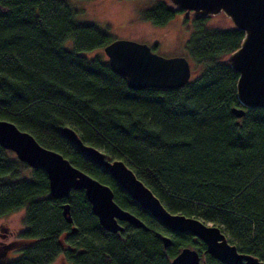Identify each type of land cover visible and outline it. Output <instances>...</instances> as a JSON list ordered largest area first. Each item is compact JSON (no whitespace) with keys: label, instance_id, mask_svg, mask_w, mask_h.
<instances>
[{"label":"trees","instance_id":"trees-1","mask_svg":"<svg viewBox=\"0 0 264 264\" xmlns=\"http://www.w3.org/2000/svg\"><path fill=\"white\" fill-rule=\"evenodd\" d=\"M178 13L185 14L156 0L139 17L165 26ZM76 14L66 0H0V120L110 186L149 230L124 224L123 233L105 231L82 190L52 198L46 172L31 168L24 177L28 166L0 146V218L23 211L25 226L18 239L0 244V264H170L183 248L198 247L191 234L170 232L123 194L64 138L63 126L109 159H123L167 210L214 223L239 252L264 261V109L232 114L241 107L239 75L226 63L244 33L192 18L186 49L200 74L179 89L133 90L108 58L82 55L114 39ZM65 202L72 224L62 215ZM164 235L172 239L168 248ZM198 248L208 264H222L203 243Z\"/></svg>","mask_w":264,"mask_h":264},{"label":"water","instance_id":"water-1","mask_svg":"<svg viewBox=\"0 0 264 264\" xmlns=\"http://www.w3.org/2000/svg\"><path fill=\"white\" fill-rule=\"evenodd\" d=\"M168 3L170 7L193 18L222 13L234 28L244 33L240 47L226 58V63L239 75L236 93L241 107H233L231 112L240 119L249 109H264V0H168ZM104 52L112 70L123 76L133 90L179 89L191 79L192 69L187 58L163 57L147 44L113 40L104 47ZM59 130L83 156L110 174L140 208L170 232L191 234L205 245L207 254L222 264H264L254 255L239 252L220 227L167 210L124 160L107 158L100 149L85 144L69 126ZM0 146L13 152L28 167L44 170L52 198L66 200L72 191L82 190L92 213L105 231L123 233L124 224L149 230L139 217L114 200L109 186L75 167L62 154L42 146L30 133L20 130L10 121L0 120ZM61 208L66 223L72 224L70 204L65 202ZM162 243L165 248L170 247L171 237L162 236ZM170 264L208 263L201 259L196 249L185 247Z\"/></svg>","mask_w":264,"mask_h":264},{"label":"rangeland","instance_id":"rangeland-1","mask_svg":"<svg viewBox=\"0 0 264 264\" xmlns=\"http://www.w3.org/2000/svg\"><path fill=\"white\" fill-rule=\"evenodd\" d=\"M76 11V18L82 23H94L101 29L108 32L114 40H131L138 43L149 45L152 49L155 44L157 48L153 51L166 58L185 57L191 61L186 43L194 26L192 15L189 21H185L186 14L178 13L165 26H155L139 17L141 10L152 6L156 0H66ZM207 26L221 30L233 27L231 21L222 13L217 16L207 17ZM67 47L72 48V43ZM82 55L88 59L97 56L107 58L104 49H96L84 52ZM192 64V63H191ZM191 79L200 73L192 65ZM13 153V152H12ZM14 154V153H13ZM15 155V154H14ZM123 160V159H122ZM32 169L26 168L23 172L24 177H31ZM24 212L19 211L0 218V243L9 244L19 238L20 233L25 229L23 224ZM207 225H215L200 219ZM198 247L201 242L193 237ZM198 247H191L200 251ZM15 253H8L7 258H15ZM3 258V257H2ZM53 264H63L61 258H57Z\"/></svg>","mask_w":264,"mask_h":264},{"label":"flooded vegetation","instance_id":"flooded-vegetation-1","mask_svg":"<svg viewBox=\"0 0 264 264\" xmlns=\"http://www.w3.org/2000/svg\"><path fill=\"white\" fill-rule=\"evenodd\" d=\"M108 158V157H107ZM110 175V174H109ZM110 177H111V179L113 180V182L116 184V186H117V188L123 193V194H125V195H127L132 201H134L123 189H122V187L119 185V183L110 175ZM102 183V182H101ZM104 184V183H103ZM106 185V184H105ZM108 186V185H107ZM110 187V186H109ZM111 188V187H110ZM112 189V188H111ZM112 191H113V189H112ZM113 193H114V191H113ZM114 198H115V193H114ZM115 200V199H114ZM135 202V201H134ZM136 204H137V202H135ZM138 205V204H137ZM139 206V205H138ZM140 207V206H139ZM170 231V230H169ZM171 234H173V233H171ZM0 244H4L3 242H1ZM207 253V252H206ZM209 255V254H208ZM200 256H201V254H200ZM210 256V255H209ZM213 258V257H212ZM201 259L203 260V258L201 257ZM203 261H205V260H203ZM206 262V261H205Z\"/></svg>","mask_w":264,"mask_h":264}]
</instances>
